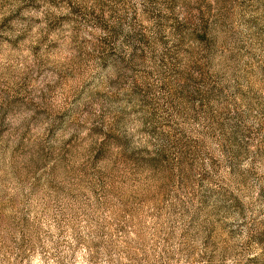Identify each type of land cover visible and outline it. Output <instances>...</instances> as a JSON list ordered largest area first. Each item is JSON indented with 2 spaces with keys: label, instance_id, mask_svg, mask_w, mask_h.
I'll list each match as a JSON object with an SVG mask.
<instances>
[{
  "label": "rangeland",
  "instance_id": "obj_1",
  "mask_svg": "<svg viewBox=\"0 0 264 264\" xmlns=\"http://www.w3.org/2000/svg\"><path fill=\"white\" fill-rule=\"evenodd\" d=\"M0 264H264V0H0Z\"/></svg>",
  "mask_w": 264,
  "mask_h": 264
}]
</instances>
